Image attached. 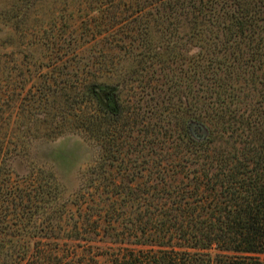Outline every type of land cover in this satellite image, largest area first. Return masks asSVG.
<instances>
[{
    "label": "trees",
    "instance_id": "trees-1",
    "mask_svg": "<svg viewBox=\"0 0 264 264\" xmlns=\"http://www.w3.org/2000/svg\"><path fill=\"white\" fill-rule=\"evenodd\" d=\"M77 2L0 55V264H264V0Z\"/></svg>",
    "mask_w": 264,
    "mask_h": 264
},
{
    "label": "rangeland",
    "instance_id": "rangeland-1",
    "mask_svg": "<svg viewBox=\"0 0 264 264\" xmlns=\"http://www.w3.org/2000/svg\"><path fill=\"white\" fill-rule=\"evenodd\" d=\"M87 5H78L77 0H0V55L9 58L12 50H21L19 44L24 41L18 30L31 28L40 34L51 28L64 29L67 18L88 13ZM29 61L25 54L23 62ZM30 155L54 165L67 185L73 186L77 173L96 157V150L92 142L70 133L34 143Z\"/></svg>",
    "mask_w": 264,
    "mask_h": 264
}]
</instances>
